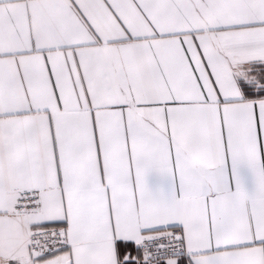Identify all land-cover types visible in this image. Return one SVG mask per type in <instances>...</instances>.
Here are the masks:
<instances>
[{"label": "snow or ice", "instance_id": "6c2138e0", "mask_svg": "<svg viewBox=\"0 0 264 264\" xmlns=\"http://www.w3.org/2000/svg\"><path fill=\"white\" fill-rule=\"evenodd\" d=\"M0 264H264V0H0Z\"/></svg>", "mask_w": 264, "mask_h": 264}]
</instances>
